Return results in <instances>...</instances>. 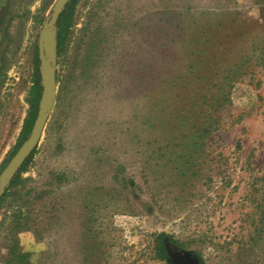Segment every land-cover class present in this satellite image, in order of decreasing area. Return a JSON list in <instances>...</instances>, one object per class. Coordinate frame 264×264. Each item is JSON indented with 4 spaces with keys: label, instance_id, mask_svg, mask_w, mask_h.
<instances>
[{
    "label": "rangeland",
    "instance_id": "rangeland-1",
    "mask_svg": "<svg viewBox=\"0 0 264 264\" xmlns=\"http://www.w3.org/2000/svg\"><path fill=\"white\" fill-rule=\"evenodd\" d=\"M56 1L0 0V175ZM56 34L0 264H264V0H79L62 57Z\"/></svg>",
    "mask_w": 264,
    "mask_h": 264
},
{
    "label": "water",
    "instance_id": "water-1",
    "mask_svg": "<svg viewBox=\"0 0 264 264\" xmlns=\"http://www.w3.org/2000/svg\"><path fill=\"white\" fill-rule=\"evenodd\" d=\"M70 0H57L50 17L44 22L42 29L39 33L38 38V58L40 61V71L43 69L45 65H50L48 60V43L47 40H50L49 33L56 29V25L58 20L64 11L66 5ZM54 49V44L50 45L49 50ZM51 66V65H50ZM42 84L44 88L42 100L40 103L39 116L35 121L32 132L29 138L25 143L19 148L15 156L8 163L6 168L0 175V201L4 194V186L7 183H10L12 178L19 172L20 168L24 165V163L29 159L32 153L37 148L42 135L47 124V121L50 117V114L55 105L56 96H57V75L56 69L54 67H50V73L46 74V81L43 82V75L41 72ZM45 99L47 100V105L45 109H43V104ZM172 255V253H171ZM173 257L179 256L183 260H187V255H181L177 253L176 255H172Z\"/></svg>",
    "mask_w": 264,
    "mask_h": 264
},
{
    "label": "trees",
    "instance_id": "trees-1",
    "mask_svg": "<svg viewBox=\"0 0 264 264\" xmlns=\"http://www.w3.org/2000/svg\"><path fill=\"white\" fill-rule=\"evenodd\" d=\"M79 0H70L66 5L64 11L62 12L58 23L56 25V53L57 57H62L65 55L71 34V28L74 22L75 8ZM44 88L42 84L41 72H40V61L38 58V50L36 47L35 50V64H34V74L32 79L31 87L28 90V95L26 102L29 106L26 118L24 120V125L22 127L19 147L29 138L36 119L39 116L40 103L42 100ZM26 161L24 165L20 168L19 173H22L25 170L27 165ZM16 182H14V185ZM13 185V186H14ZM12 186V187H13ZM6 201V197L2 198L0 201V209ZM163 238V237H160ZM158 254L161 259H166L170 257V250L165 246L161 241L158 249Z\"/></svg>",
    "mask_w": 264,
    "mask_h": 264
},
{
    "label": "bare ground",
    "instance_id": "bare-ground-1",
    "mask_svg": "<svg viewBox=\"0 0 264 264\" xmlns=\"http://www.w3.org/2000/svg\"><path fill=\"white\" fill-rule=\"evenodd\" d=\"M47 43L49 44V41L47 40Z\"/></svg>",
    "mask_w": 264,
    "mask_h": 264
},
{
    "label": "flooded vegetation",
    "instance_id": "flooded-vegetation-1",
    "mask_svg": "<svg viewBox=\"0 0 264 264\" xmlns=\"http://www.w3.org/2000/svg\"><path fill=\"white\" fill-rule=\"evenodd\" d=\"M170 255H171V252H170Z\"/></svg>",
    "mask_w": 264,
    "mask_h": 264
}]
</instances>
